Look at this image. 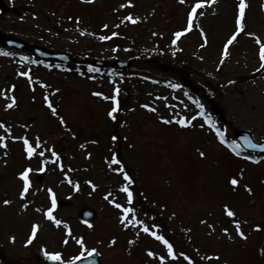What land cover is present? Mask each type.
<instances>
[{"label":"rangeland","instance_id":"rangeland-1","mask_svg":"<svg viewBox=\"0 0 264 264\" xmlns=\"http://www.w3.org/2000/svg\"><path fill=\"white\" fill-rule=\"evenodd\" d=\"M263 1L245 0L244 31L224 57L240 0L206 4L192 30L179 38L175 33L186 28L196 0H0L9 8L0 13L1 35L79 61H131L125 71L59 68L0 45L9 53L0 54V122L10 128H0L7 145L0 146V264H39L36 258L45 250L61 253L63 264L93 248L101 264H189L181 252L193 264H264V158H233L235 152L221 147L199 115L203 111L230 139L234 131H247L264 141V69L256 43H264ZM109 33L120 42L101 39ZM137 39L140 48L132 43ZM114 95L115 120L108 115L113 100L103 98ZM11 97L17 103L8 109ZM192 116L190 126L176 122ZM13 137H27L34 147L39 138L37 153L44 155L29 159L23 140ZM113 156L132 177V205L120 190L127 182L113 170L117 165L109 167ZM29 167L31 187L22 199L19 173ZM233 177L240 181L235 188ZM48 189L66 202L53 210L59 226L45 215L52 200ZM111 201L134 207L136 219L173 245L176 259L142 226L124 228L122 212ZM225 204L236 212L247 239L224 214ZM87 206L97 215L91 227L77 217ZM34 225L38 230L29 244ZM78 239L85 241L83 248ZM149 250L156 255L149 257ZM214 256L219 259H202Z\"/></svg>","mask_w":264,"mask_h":264},{"label":"snow or ice","instance_id":"snow-or-ice-1","mask_svg":"<svg viewBox=\"0 0 264 264\" xmlns=\"http://www.w3.org/2000/svg\"><path fill=\"white\" fill-rule=\"evenodd\" d=\"M89 2H91V0H89ZM184 2H185V0H180V3H184ZM213 2H214V0H196V3H194L192 5L191 10L188 13L186 28L184 30H182V31L176 32L175 33L176 38H179V37L183 36L186 32L191 31L192 28H193L194 19L197 17V14H198V10H202L206 6V4L210 5ZM246 7H247V4L245 3V0H240L239 5H238V15H237L236 21H235L236 30H235L233 35L227 40V42L224 45L223 53H222V55L224 57H227V55H228L229 46L232 45L233 42L237 39V36L242 31H244L245 9H246ZM199 15H204L203 11H200ZM127 19L132 21L133 23H135V20H133V18L131 16H128ZM105 27H107V25H105ZM200 32H201L202 36H205L204 44L201 45L203 47V46H205L207 44V37L204 34L202 28L200 29ZM113 35H116V33H113ZM249 35H254V34L249 33ZM108 38L109 37H101V39H108ZM173 42L175 43V41H173ZM256 43L260 46L259 47V58H260V61H261L260 67L262 69H264V43H262L259 38H256ZM0 54L9 55V53H3L2 51H0ZM221 63H223V60L221 61ZM93 70H95V69H93ZM19 74L21 76H29L28 72H21ZM170 86L173 87V88H180L181 87L179 84H171ZM119 92H120V89L117 87L115 89L116 95H118ZM95 95L102 96L103 94L102 93H95ZM103 98L106 99V100L107 99L113 100L115 106L112 107V109L109 111L108 115L113 120H115L117 118L115 114L119 110V101L116 99L115 95L112 96V97L103 96ZM45 101L47 102L48 108L51 109L54 114H56V109L53 106L52 102L49 101L47 97H45ZM16 103H17L16 98L15 97H11V102L6 105V108L11 109L14 106H16ZM194 103H196L201 109H203V105L199 104L198 101H194ZM144 107H148V106L145 105ZM150 110L155 111V109H150ZM199 115L202 116V117H205L206 123H208L210 127L214 128L215 133H216L217 137H219L221 143L226 144L233 152H235L236 155H240L239 146L237 145L235 140L231 141L230 143L228 141H226L225 140V136H224V132L220 128H217L215 126V122L214 121H212L209 117H206L205 113L203 111H201L199 113ZM195 119H196V116H192L191 119L181 118V119H179L176 122L178 124H180L181 126L187 127V126H190L191 123H192V120H195ZM61 122L63 123V119L62 118H61ZM165 122L166 123H170L171 121H165ZM0 128H5L6 131H8L10 133V128H6L5 124L2 123V122H0ZM5 139H6L5 136H0V146L7 147V145L4 143ZM13 139L23 140L24 150H25V152H26V154H27L29 159H31L34 155H37V154L39 156H41V157L44 155L43 151H40L39 153H37V148H39L40 145H41V141L39 140V138H37L36 141H35V147L33 146V143L28 140L27 137H13ZM112 139H113V141H115L117 139V137L113 136ZM244 140L246 141V143L248 144L249 147H252V148H257V147L264 148V144H254V143H252V141L247 136L244 137ZM52 155L56 156V158L59 159V157L57 156V154L54 151L52 152ZM200 155L204 156L205 153L204 152H200ZM112 164L117 165V168H115L113 170L114 171H118L119 173H121L123 175L124 180L127 182L120 190L127 194V203H128V205H132V203H133V195H132V192L130 191V189L128 187V185L133 182L132 177L126 171H124V167H123L121 161L119 159H117L115 156H113L111 158V162L109 164V167H111ZM39 170L43 171L44 169L41 168ZM32 171L33 170L29 167V168H26V169H24L23 171H21L19 173V177H20V179L22 181V190L20 192V197L22 199L26 197V195L28 194L29 189L31 187V182H30V179H29V173H31ZM239 183H240V181L236 177H233V178L230 179V184L234 188L236 186H238ZM245 187H246L247 191L251 192V188L250 187H248V186H245ZM93 188H95V185H93ZM77 189H78V185H77ZM48 191L52 195V200H51V207L48 208V210L45 213V215L47 216V218L49 220L54 221L55 224L57 226H59L61 224V221L59 219H56V217L53 215V210L56 207L55 194L52 193L51 189H48ZM110 195H111V193L108 194V196H110ZM108 196H105V199H108ZM3 203L5 205H7V204L10 203V201L9 200H4ZM111 203H113L114 206L117 209L121 210L122 218L120 220V223L122 224V226L124 228L137 227L138 225L142 226V231L144 233H147V234L155 237V239H157L158 241H161L167 248V255L169 257H171L172 259H176V253H175V251L173 249V245L164 236L158 235L157 232L152 231L150 229L149 225L145 224L142 220L136 219V216H135L136 210H135L134 207H131V206L125 207L124 205L116 203L115 201H111ZM24 207L26 208L27 205H24ZM223 211H224V214L226 216H228L229 218H232V223L235 225L236 233L242 239H247V236H246L245 232L241 229L240 221L235 219L236 212L232 208H230L228 204H225L223 206ZM202 223H206V222L202 221ZM89 227H91V225H89ZM37 230H38V225H34L33 228H32V237L28 240L29 244L32 242V239L35 238ZM256 230H258V231L260 230V226L259 225H256ZM223 231L225 233H228V229L227 228L223 229ZM137 235H139V231L137 232ZM229 238H231V237H229ZM76 242L81 246V248H83L84 243H85V241L83 239H78ZM65 243H67V241H65ZM115 243H116V240H115V238H113L111 240V244L114 245ZM129 243H134V241H129ZM96 252H97V249L93 248V249H91V251L88 252V255L91 256L92 254H94ZM44 255H45V257L48 260H51V261H62V256H61V253H59V252H49V251L45 250L44 251ZM155 255L156 254L153 251H151V250L148 251V256L149 257H153ZM179 255L182 256L185 260H188L189 264H193L191 258L189 256H187L185 253L181 252ZM82 258H84V252H81V254L79 256H77L75 259L79 260V259H82ZM159 259H160L161 262H163L165 257L164 256H160ZM202 259L212 260V259H219V257L218 256L203 257ZM63 264H72V262H63Z\"/></svg>","mask_w":264,"mask_h":264},{"label":"water","instance_id":"water-1","mask_svg":"<svg viewBox=\"0 0 264 264\" xmlns=\"http://www.w3.org/2000/svg\"><path fill=\"white\" fill-rule=\"evenodd\" d=\"M0 9L1 10H5V8L3 7L2 4H0ZM0 41L2 42L3 45L9 47V48H19L21 50H28L30 51L34 56L40 58L41 60H53V61H57V62H63V63H72V62H76L75 60H73L71 58V56L69 54L66 53H62V52H52V51H46L42 48L33 46V45H25L23 42L16 40L15 38L12 37H5L3 35L0 34ZM84 61H81L79 63H83ZM130 62H126L125 64H121L120 62H113L111 65L116 67V68H125L127 67V65ZM92 64L99 66V67H104L107 66V64L105 62H97V61H93ZM235 139L243 146L246 148H249L250 150H254V151H261L262 148H252L249 147L248 144L246 143V141L244 140V137L247 136L250 139V134L246 133V132H235ZM251 140V139H250ZM253 143V142H252ZM255 144V143H254ZM264 144V143H261ZM59 205H63L61 204V202H59ZM79 217L86 221L87 223H90L93 218H94V213L89 210V209H82L79 213ZM94 259L90 260L89 262H81L79 264H94L95 263V259L97 261L96 257H92ZM52 264V263H51Z\"/></svg>","mask_w":264,"mask_h":264},{"label":"trees","instance_id":"trees-1","mask_svg":"<svg viewBox=\"0 0 264 264\" xmlns=\"http://www.w3.org/2000/svg\"><path fill=\"white\" fill-rule=\"evenodd\" d=\"M112 40H113V42H120V40H119L118 37H117V38H114V39L112 38ZM136 41H137V42H136ZM132 43H133V44H138V45H140L141 40H133ZM206 87H207V90H209L210 92H212V93H216V91H215L214 88L210 87L209 85H207Z\"/></svg>","mask_w":264,"mask_h":264}]
</instances>
